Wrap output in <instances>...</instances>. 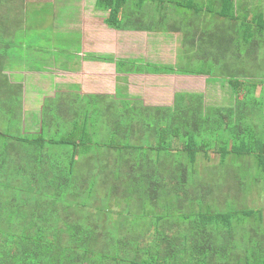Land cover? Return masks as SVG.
<instances>
[{
    "label": "trees",
    "instance_id": "obj_1",
    "mask_svg": "<svg viewBox=\"0 0 264 264\" xmlns=\"http://www.w3.org/2000/svg\"><path fill=\"white\" fill-rule=\"evenodd\" d=\"M166 2L96 0V7L111 29L179 33L181 50L210 71L116 65L207 76L230 87L232 104L206 106L204 94L189 92L170 106L120 90L69 95V112L61 102L48 118L42 106L38 133L0 130V264H264V205L237 207L246 176L228 185L219 175L255 166L263 185L251 183L245 197L264 195V72L249 70L264 66L255 55L264 14L241 13L236 0ZM7 29L0 27V40ZM241 44L247 60L238 58ZM1 50L0 119L11 121L18 105L7 97L21 90L3 70ZM211 152L218 162L203 178L198 158ZM43 224L41 241L33 229Z\"/></svg>",
    "mask_w": 264,
    "mask_h": 264
},
{
    "label": "rangeland",
    "instance_id": "obj_2",
    "mask_svg": "<svg viewBox=\"0 0 264 264\" xmlns=\"http://www.w3.org/2000/svg\"><path fill=\"white\" fill-rule=\"evenodd\" d=\"M165 1L167 2L164 4V8H167L168 5H170L168 1L173 2L174 0ZM195 1L205 3V5L210 3V0H206L209 2H204L203 0ZM77 3L78 0H68L67 6L63 11L61 9L57 10L56 6H52V4L48 2L40 9L26 6L22 8V11L18 10L13 17L9 15L8 20L6 18L3 19L1 22L5 21L7 27H16L14 36L16 40L14 44L15 47L9 50V59L3 62V70L8 71L14 66L21 65L25 70L52 71L56 62L57 66H59L58 68L61 69L65 67L66 63V65H69V53L81 50L79 27L77 26L80 23L81 14L80 9L76 5ZM73 21H75V26L72 27ZM199 27L202 28L201 26ZM180 38L181 35L179 33L172 31L151 34L141 32L133 34L130 38L123 39L120 48H118L116 52L117 58L118 56L126 58L130 55L132 59H136L133 61L138 62V64L170 65L171 67L174 66L176 69L194 72L210 71V66L202 64L198 57L189 56V54L181 50L183 47L181 48L179 43ZM58 53L65 57V59H54L53 57L57 56ZM199 56L203 57L202 55ZM124 68L133 69V66L126 65ZM175 75L176 74H167V77L164 78L167 81L165 80L164 82L159 79L158 82H161V84H156L154 81H149L148 83L145 81L132 82L131 85L133 86L130 87L133 88H131L130 96L138 99L142 98L146 102V105L153 103L157 105L169 103L168 106H170L173 104V95L176 93H202L204 94V103L206 106H227L232 104L229 99L231 93H229L230 91L227 86H221L217 81L207 80V76L195 78L193 83H191L190 79L186 77H197L196 75H176L185 77L184 79H178ZM175 80L179 81L175 82ZM145 85L146 87H154L155 89L145 91ZM156 85L160 87L163 86V88H159V86ZM29 87L30 86L27 87L28 90L32 88L36 96L41 99L40 103L44 106V111H47L46 115L48 118L52 116L56 110H59L57 106L60 105L61 102H64V105H66L65 108L69 112V100L61 101L58 94L50 97L48 91L43 89V86L40 84L35 87ZM23 100L24 92L22 91L10 93V96L7 97V101L14 106L15 104L18 106L15 112L16 117L11 121L5 118L0 119V130L2 132L13 136L23 133L21 124L23 107H21L22 105L19 106L22 104ZM36 111L38 114L39 107L36 108ZM57 116L61 118L59 114ZM198 159V170L204 178L207 176V173H209L210 166L217 165L218 155L211 152L208 159L203 158L202 155H200ZM236 174L240 177L246 176L247 181L242 183V190L240 192L241 200L234 202V204L237 207L240 205L243 207L248 206L253 209L255 205H264V195H260L258 198H255L256 196H254V194L248 198L245 197L251 183L255 184V188H261L260 186L263 185L262 181H260L261 174L257 171V168L255 166L250 168L244 165L239 166L237 169L233 167L227 168V170L222 169L219 173L224 179L222 182H226L228 185L231 184ZM251 175H253V178L259 179V181H249ZM243 187L245 190H243ZM219 197L222 198L221 195ZM252 198L256 200V204ZM46 233V227L38 228L35 232V238L42 241Z\"/></svg>",
    "mask_w": 264,
    "mask_h": 264
},
{
    "label": "crops",
    "instance_id": "obj_3",
    "mask_svg": "<svg viewBox=\"0 0 264 264\" xmlns=\"http://www.w3.org/2000/svg\"><path fill=\"white\" fill-rule=\"evenodd\" d=\"M47 2L51 3L52 6H56L57 10L61 9L63 11L67 6L68 0H0V27L6 28L7 24H5V21H1L9 17V15L13 17L18 10L22 11L23 7L29 6L40 9ZM236 3L241 13L254 12L255 14H264V0H236ZM76 5L80 9L81 14L80 23L77 25L79 27L81 50L69 53V65H66V63L65 67L61 69L58 68L59 66H57L56 62L52 71L25 70L23 66L17 65L5 71V73L8 74L9 82L12 85L18 86L19 89L24 92V100L20 106L22 105L21 107H23L21 124L23 129L22 132L25 134L38 133L41 126V99L36 96V93L30 87H35L40 84L43 86V89L48 91L50 97L58 94L64 95L65 99L69 100V95L71 98L76 99L83 95H112L116 90H120L122 93L130 96L131 88H133L130 87L133 86L131 85L132 82L145 81L148 83L149 81H154L156 84H161V82H158L159 79H161L162 82L166 80L164 78L167 77V74L140 73L116 65L118 60H136L132 59L130 55L126 58H121V56L117 58L116 52L118 48H120L124 38H130L133 34L143 33L144 31H123L108 28L104 21L106 13L96 7V0H78ZM131 10H133V12L136 11V9L133 8H131ZM74 22L75 21H73L71 25L72 27L75 26ZM15 33L16 27H8L7 32L1 35L2 40H0V48L3 52L4 61L9 59V50L15 47ZM144 33L151 34L159 32ZM242 45L243 44H241L242 51L239 52L238 58L240 60H247L249 53L244 49L246 45ZM263 54L264 46H260L259 50L255 52L257 57L256 60H261V58L264 57ZM105 56L112 60L106 61L100 59L101 57L105 58ZM235 56L234 54L233 58ZM53 58L57 60H61L59 58L65 59V57L61 56L59 53ZM263 60L264 59H262V61ZM249 70L263 73L264 66H250ZM176 75L175 77L178 79L185 78ZM200 76L186 78L190 79L191 83H193L195 78ZM178 81L179 80H175V82ZM28 86H30L29 90L27 88ZM159 88H163V86H159ZM228 88L230 91L229 93H232L230 87ZM150 89L155 88L146 87L145 85V91ZM140 99L146 105V102L142 98ZM149 105L156 106L157 104L153 103ZM163 105L168 106L169 103L157 106ZM37 107H39L38 114L36 111ZM41 227H46V231L48 232L46 224L34 228L33 232H36L37 229Z\"/></svg>",
    "mask_w": 264,
    "mask_h": 264
}]
</instances>
